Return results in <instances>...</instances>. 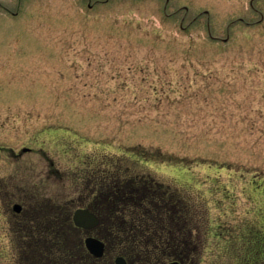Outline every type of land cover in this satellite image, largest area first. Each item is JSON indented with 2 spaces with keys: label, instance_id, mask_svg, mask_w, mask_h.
<instances>
[{
  "label": "rangeland",
  "instance_id": "1",
  "mask_svg": "<svg viewBox=\"0 0 264 264\" xmlns=\"http://www.w3.org/2000/svg\"><path fill=\"white\" fill-rule=\"evenodd\" d=\"M116 187L108 254L264 264V0H0V192L80 258Z\"/></svg>",
  "mask_w": 264,
  "mask_h": 264
},
{
  "label": "flooded vegetation",
  "instance_id": "2",
  "mask_svg": "<svg viewBox=\"0 0 264 264\" xmlns=\"http://www.w3.org/2000/svg\"><path fill=\"white\" fill-rule=\"evenodd\" d=\"M89 210L98 217V224L92 228L77 227L73 221V213L70 211L64 214L63 223H61V226H66L72 231L85 232V239L94 238L104 245L102 254L96 256L86 248L84 239L80 247L81 256L79 258L78 243L75 245V249L69 245V252L62 250L61 232L57 230L55 224L50 225L49 232L51 233L43 230L41 224L44 214L33 205L29 192L25 191L19 194L0 192V230H3L6 238L0 244V264H144L140 256L129 252L122 253L110 249L112 254H108L107 250L110 246H108L105 236L109 235L107 233L109 228L107 225L101 224L97 212L92 208ZM46 236L49 240L47 243L53 244V252L58 255L46 257L47 243L45 241H48L45 239ZM71 242L72 240H70V244ZM54 244H58L59 247ZM66 244L68 245V243ZM167 262L165 264L183 263L177 257Z\"/></svg>",
  "mask_w": 264,
  "mask_h": 264
},
{
  "label": "trees",
  "instance_id": "3",
  "mask_svg": "<svg viewBox=\"0 0 264 264\" xmlns=\"http://www.w3.org/2000/svg\"><path fill=\"white\" fill-rule=\"evenodd\" d=\"M117 188V187H116ZM118 190H114L113 192L111 191V194L109 195V197H105L106 198V201H108V204H107V208L106 209H104V208H102V210L99 212V209L98 208H96V211H97V214H98V216H99V218H100V221H101V224L102 225H110V220L109 221H106L104 218H106V217H108L109 215H110V212L111 211H109V209H110V207H109V202H112V204L114 205L115 203L117 204V203H119V204H121V202H123L122 204L123 205H126V203H128V204H132V203H134V205L136 206V208L135 209H133V210H131V212H133V211H135V212H137L138 213V211H140L141 209H139V210H136V209H138L139 208V203H137L138 201H137V199H139V198H137L136 197V195L135 194H133V193H131V194H126L125 196H123V192L120 190V188H117ZM145 190H143V192H144ZM145 193V192H144ZM144 193H143V195H144ZM103 198V197H102ZM105 200V199H104ZM117 200H120V202H117ZM113 201H116V202H113ZM131 201H133V202H131ZM107 203V202H106ZM93 206H95V207H98V204L96 203H94V205ZM103 207H105V205H103ZM100 208V207H99ZM115 211H118V209L115 207ZM146 214H149V212H146L145 213V215ZM120 217H121V215H120ZM117 221H122L123 219H120L119 220V217H116L115 218ZM155 219V218H154ZM109 223V224H108ZM134 223V222H133ZM133 226L135 227V228H137V226H135V224H133ZM108 228H109V230H107V233L109 234L108 236H105V239L107 240V242H108V244H109V246H110V244L112 245V237H111V234H113V232H112V230H111V227L110 226H108ZM134 228V229H135ZM137 229H139V228H137ZM140 231L141 230H143V229H139ZM127 246H125V244L123 243V242H120V243H117V245L115 246L114 245V248H112L113 250H115V251H117V252H122V253H124V252H129L128 251V248H126ZM130 253V252H129ZM133 254H135V253H133ZM177 254H178V252H174V253H172V254H169L168 256H170V257H173L174 258V256H177ZM137 255V254H136ZM185 255V254H184Z\"/></svg>",
  "mask_w": 264,
  "mask_h": 264
},
{
  "label": "water",
  "instance_id": "4",
  "mask_svg": "<svg viewBox=\"0 0 264 264\" xmlns=\"http://www.w3.org/2000/svg\"><path fill=\"white\" fill-rule=\"evenodd\" d=\"M73 221L76 226L85 229L92 228L98 224V219L88 209H77L73 213ZM85 245L92 254L96 256H100L102 254L103 244L100 241L94 238H87L85 240Z\"/></svg>",
  "mask_w": 264,
  "mask_h": 264
}]
</instances>
